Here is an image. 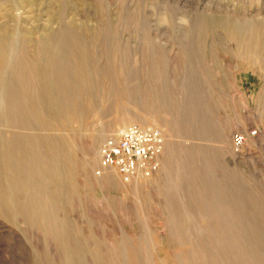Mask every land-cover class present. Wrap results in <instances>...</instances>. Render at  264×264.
Wrapping results in <instances>:
<instances>
[{
  "label": "rangeland",
  "instance_id": "rangeland-1",
  "mask_svg": "<svg viewBox=\"0 0 264 264\" xmlns=\"http://www.w3.org/2000/svg\"><path fill=\"white\" fill-rule=\"evenodd\" d=\"M1 36L0 264H107L128 245L138 264L195 250L222 264L205 230L221 205L264 264V0H0ZM135 111L177 136L172 179L161 158L139 192L112 171L96 176ZM253 130L236 151L233 137ZM104 134L95 170L85 144ZM25 195L58 235L26 221Z\"/></svg>",
  "mask_w": 264,
  "mask_h": 264
},
{
  "label": "bare ground",
  "instance_id": "bare-ground-1",
  "mask_svg": "<svg viewBox=\"0 0 264 264\" xmlns=\"http://www.w3.org/2000/svg\"><path fill=\"white\" fill-rule=\"evenodd\" d=\"M4 42H6V41L5 40L3 41V38L1 36V38H0V80L2 79L1 76H2V73H4V69H5V68H3V66L6 63H8L7 61L9 60L8 58H9V55H10L8 53V47L6 48V45L4 44ZM1 98H2V100H1ZM3 98H4L3 93L0 92V110H2L3 107H4V99ZM48 120H47V124H48L47 128H50L49 125H51V123H50L51 120L50 121H48ZM44 124H46V123H44ZM127 125H130V126L131 125H139L141 127H156V128H159V129L160 128L161 129L165 128L162 131H163L164 134L166 133L165 135L167 137V147H166V150H165V152H164V154L162 155L161 158L163 159V164H164L163 169L166 171V173L172 179V174H170V165L172 167V164L175 161V153H174L173 148H172L171 145H173V143L175 141V137H177V136L173 133V131H171V129H169V126L168 125H163L162 126L159 123L158 118L153 117L152 115H147L146 113H140L139 111H135L133 113V116H129L128 114L124 115L122 117V119L117 123L114 132H116L118 129L125 128ZM107 136H108V134H104L101 137L99 136L100 138L96 142H92L91 141V142H87L85 144L86 160L90 164V166H92V168L95 169V170L97 169L96 167L98 166V160L100 159V152H99L100 140L102 138L107 137ZM33 153H35V152H33ZM188 156L190 157L191 161H194V162L198 163L199 154H194L193 155V154L190 153ZM160 162H161V159H160ZM46 169H47V171H49L48 166H47ZM179 173H181L180 169L177 170V178H179V176H178ZM111 174H113V176L115 177V178L113 177L114 180L111 183L115 184L116 183L115 180L119 176H118V174H116V172L114 173L113 171L111 172ZM193 174H194V172H193ZM105 175L106 174H103L101 178L102 179H105L106 177L110 178V176H108V175L105 176ZM156 175L157 174H155V175H153L152 177H149V178L138 177L136 179H133L129 183L134 182L136 190L139 192L141 189H145V187L149 186L152 178L154 176H156ZM190 175H192V174H190ZM179 180H180V178H179ZM152 182L155 184L154 181H152ZM44 186L46 187V185L45 184L43 185L42 182L37 184V188H38V190H37L38 192L37 193L39 195H41L40 193L42 192V189L45 188ZM53 187H54V184H53ZM44 190L46 192V189H44ZM49 194H51V193H49ZM49 194H47V195H49ZM2 197L3 196L0 193V216H1L2 213L5 214L6 210H7L6 205L3 203V198ZM30 197H27L25 195V197L22 199L23 200L22 204L24 205V207H26V214H27L26 221H28V222L30 221L33 224L40 225V227L42 226L44 231L49 232V234L51 233L50 235H52V234L54 236L58 235V231L55 230V228H54V223L55 222L52 221L53 219H51V220L47 219L46 216L42 212H40L38 210H31L30 211L29 206H31V205L35 206L36 205L35 201L32 199V197L31 198ZM38 198H40V197L38 196ZM37 199L35 198V200H37ZM37 204H38V207H40L41 204L40 203H37ZM208 214L210 215L209 218L211 220H216L217 221V225L218 226L212 227V226L209 225V227H206L205 230L209 233V236L211 235L212 239H214L216 241V244H217V249H216L217 253L216 254L219 255L221 263L222 264H230L229 258L233 255L232 257L234 259L233 260L234 264H255L256 262L254 263L252 261V259H250L248 257V253L246 251V248L243 247V244L241 243V242H244V239H243L242 234H241L240 225L233 223V220H232V217H231V209L229 207L225 206V205H221V207L218 208V209H216L215 207L211 208L210 212ZM178 227H179V225H178L177 219L174 218L172 220V228H171L172 235H177V236L180 235V230H179ZM180 248H182V246ZM134 249H135L134 245H133V247H130V245L123 246V249L118 253L119 260H118V258L116 259V256H117L116 252H114V254H113V252H112V254H110L108 252L109 253V258H107V260L109 262L107 264H109V263H113V264H138L137 263L136 250L134 251ZM113 251H115V250H113ZM193 252L198 253L197 256H194V257L191 256V257L195 258V263L196 264H213L214 263V262L206 261V259L204 257L206 254L200 253L199 250H195ZM193 258L189 259V256L183 253V254H181L179 260L174 259L171 264H194L193 263ZM104 260H105V257H104ZM105 263H106V261H105ZM149 264H170V263H169L168 260L162 259L160 262H151Z\"/></svg>",
  "mask_w": 264,
  "mask_h": 264
},
{
  "label": "built area",
  "instance_id": "built-area-1",
  "mask_svg": "<svg viewBox=\"0 0 264 264\" xmlns=\"http://www.w3.org/2000/svg\"><path fill=\"white\" fill-rule=\"evenodd\" d=\"M257 130L233 137V148L243 149L247 138H255ZM166 150V139L162 130L156 127L131 125L118 136L107 139L101 149L100 169L96 176L104 171H114L126 181L134 178H149L161 169L160 159Z\"/></svg>",
  "mask_w": 264,
  "mask_h": 264
}]
</instances>
